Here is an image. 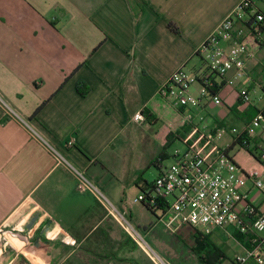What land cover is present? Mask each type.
<instances>
[{"label": "crops", "instance_id": "0c3cea01", "mask_svg": "<svg viewBox=\"0 0 264 264\" xmlns=\"http://www.w3.org/2000/svg\"><path fill=\"white\" fill-rule=\"evenodd\" d=\"M260 1L256 9L264 12ZM239 2L0 0V264H134L146 258L94 193L77 190L71 167L125 210L122 188L105 189L106 180L117 169L123 175V157L135 142L145 144V166L157 167L169 157L174 134L203 109H228L244 128L263 113L264 43L246 27L248 19L235 21L231 38L220 40L226 53L240 44L250 51L242 55L244 76L234 85L228 81L235 70L219 77L196 54ZM180 67L212 75L221 104L203 99L198 108H177L162 99L158 89ZM79 85L87 95L78 93ZM241 89L249 103L239 97ZM137 114L143 123L134 120ZM217 125L225 127L208 116L197 128L201 134ZM148 128L156 129L152 138ZM199 133L192 137L190 130L187 138L202 152L207 148L198 146ZM231 154L246 171L264 173L245 149L236 146ZM142 170L134 168L130 180L140 192L148 187L138 184ZM247 189L251 203L264 208L251 181ZM142 211L136 229L149 235L154 215ZM219 232L240 244L238 254L247 248ZM3 233L17 238L5 244Z\"/></svg>", "mask_w": 264, "mask_h": 264}, {"label": "built area", "instance_id": "2783aa9c", "mask_svg": "<svg viewBox=\"0 0 264 264\" xmlns=\"http://www.w3.org/2000/svg\"><path fill=\"white\" fill-rule=\"evenodd\" d=\"M257 1L240 0L232 13L197 50L210 73L225 77L229 71L235 70V76L228 81L229 85H234L238 78L244 76L242 55L250 56V51L248 47L240 44L237 49L226 53L220 46V40L231 38L235 21L254 17L257 40L264 43V12L256 9ZM195 86L198 87L197 91ZM213 88L214 80L209 74L198 75L180 67L158 89L157 94L177 108H198L203 99L220 105L221 99L213 92ZM239 97L244 103L250 101L247 89H241ZM140 117L142 116L138 114L134 120L139 122ZM185 123L190 124L189 121ZM195 130L199 133L198 128ZM243 131L247 133L249 140L257 137L258 131L264 133V114L258 113ZM219 134L220 132L214 135L211 131L203 134V147L207 148L213 137ZM258 152V162L264 169V146L258 145ZM171 159L172 163L168 167L163 165L162 159L158 161V176L152 186L144 189L135 202L156 206L163 215V219H158L159 223L170 232L189 225L200 231L220 230L227 238L236 239V235H243L249 245L242 254L234 258L233 263L264 264V208H258L251 203L247 189V184L251 181L253 189L264 197V173L246 171L237 163L234 155L227 153L226 148H216L207 156L193 145L184 152L176 150ZM71 168L77 177V190L94 193L105 205L108 214L119 223L152 264H171L145 241L125 215L83 173ZM5 234L3 233L5 244L10 243L9 236L17 238L14 233ZM70 243L73 244L74 241Z\"/></svg>", "mask_w": 264, "mask_h": 264}, {"label": "rangeland", "instance_id": "374dc122", "mask_svg": "<svg viewBox=\"0 0 264 264\" xmlns=\"http://www.w3.org/2000/svg\"><path fill=\"white\" fill-rule=\"evenodd\" d=\"M264 1V0H262ZM264 3L261 1L258 2V5H260L261 8H264ZM199 61V60H198ZM188 67V71H189ZM194 88H197L196 86ZM138 115V114H137ZM212 116L217 119H220L222 122H224L225 127H223L219 132L220 134L218 136H214L211 143L208 144L207 149L203 150L202 153L204 155H207L208 151H214L216 148L223 149L224 147L231 146L233 143V137L236 136L238 133L242 132L244 125L242 122H240L238 119H236L228 109H203L201 112H199L195 117L187 118L191 127L192 137L194 135H197L198 132L195 130L197 126L201 127L200 125H205L207 122V117ZM140 122L143 123L144 119L143 117H140ZM184 125H187L184 123ZM189 125V124H188ZM156 129L148 128V132L150 134V137L152 138L153 132H155ZM131 132V131H129ZM202 133L200 135L206 134ZM129 138H135V135L133 133H128ZM256 139L254 137L252 140ZM259 144L260 146H264V133L259 135ZM198 143V146H200L201 141H196ZM132 151L129 152L127 155L123 157L122 161V168L125 170L123 175L119 169L111 171L110 174H108V178L106 180V187L105 189L108 190H116L119 188H122L123 191V199L124 202H126L125 210L117 208L113 201L111 199H108L109 202L115 206L121 213L125 215V217L132 223V225L136 227V220L138 217V213H143V206L141 202H135V199L138 198L139 195H141L142 192L139 191L137 186L133 184L132 181V174L133 169H143L141 173H139V176H141L142 180L146 183H153L156 177L158 176L159 170L154 164H149L148 166H145L146 160H145V152H143L144 149H146L144 142L138 141L135 142L132 146ZM253 147V146H252ZM187 149V146L185 143H183L180 139L174 138L172 143L169 145V147L166 148V151L168 152L169 157L163 160V165L168 167L172 163L171 155L178 150L180 152H184ZM152 151V150H151ZM98 169V168H97ZM100 170V169H98ZM119 170V172H118ZM118 172V173H116ZM121 176V177H120ZM96 188L99 190V192L102 195H105L106 198L108 197L105 192L102 190V186H98L96 183ZM104 188V187H103ZM147 188V187H146ZM111 198V197H110ZM172 203V202H171ZM132 212L133 219L129 218V212ZM144 214V213H143ZM149 217L152 221V223L155 225V228L152 230L149 235L145 234L142 229H139L138 231L145 239L147 243L150 244V246L164 259H166L169 263L173 264L172 261H181L183 264H199L197 262V259L195 255L190 251V247L194 245V238H193V229L189 225H183L179 229H177L175 232L168 231L162 223L158 221V219H163V215L160 211H156V214L152 216L149 214ZM166 230H165V229ZM203 233L208 234L211 241L216 244L217 246L221 247L224 251L227 258L219 263V264H234V258L237 256L239 252H241L242 248L238 242H236L234 239L231 240H224L220 236L219 230H213V231H203ZM242 254V253H240ZM146 260L151 264V261L146 257Z\"/></svg>", "mask_w": 264, "mask_h": 264}, {"label": "trees", "instance_id": "16d2710c", "mask_svg": "<svg viewBox=\"0 0 264 264\" xmlns=\"http://www.w3.org/2000/svg\"><path fill=\"white\" fill-rule=\"evenodd\" d=\"M255 18L254 17H249L248 21L246 22V27L254 32V26H256V23L254 22ZM169 28L171 29L172 32L178 34L179 30L176 26H174L173 24H169L168 25ZM257 41V40H256ZM198 54V53H196ZM212 78V75H210ZM216 85L215 81H214V86ZM78 93L81 96H85L88 93V89L85 88V86L83 85H79L78 88ZM214 90V88H213ZM214 92V91H213ZM39 111V109L35 112V114H37V112ZM264 114V112H263ZM141 115L146 116L147 119H150L151 116L148 115L146 113L145 110L142 111ZM249 125V123H248ZM223 128V125H217L215 126L211 132L216 135L221 129ZM191 130V125H186V128L183 127L182 131H180L177 134H174V138H178L180 139L183 143H185V145L187 147H192L193 143L187 138L188 133ZM259 137H257L254 140H249L247 139V133L245 131L242 132V134L233 137V143L231 146H229L228 148H226L227 153H231L232 150L238 146L240 148L245 149L246 151H248L257 161L260 160V154L258 152V144H259ZM252 142L254 143L253 147H252ZM165 158V157H164ZM164 158L162 157L161 159L164 160ZM166 159V158H165ZM141 179V178H140ZM139 185H146L148 187L152 186V183H146L143 180H140V183H138ZM146 209H148L153 215L156 214V211H158V208H156V206H150L144 202L141 203ZM193 229V238H194V245L192 247H190V251L193 253V255H195L197 262L199 264H219L221 262H223L227 256L225 255L224 251L222 250L221 247L217 246L216 244H214L209 235L203 233L202 231L192 228ZM236 239L244 244L245 246H248V242L247 240H245V236L243 235H236ZM129 241L131 242V244L134 245V248L137 249L139 252L143 253L138 247L137 245L131 241V239H129ZM145 256V255H144ZM139 259V258H138ZM143 260L145 262L146 258L143 257ZM142 259H140L139 261L137 260H132V262L134 264H144ZM173 264H183L181 261H172ZM248 264H254L252 262H249Z\"/></svg>", "mask_w": 264, "mask_h": 264}, {"label": "water", "instance_id": "95a60500", "mask_svg": "<svg viewBox=\"0 0 264 264\" xmlns=\"http://www.w3.org/2000/svg\"><path fill=\"white\" fill-rule=\"evenodd\" d=\"M30 245H32V244H30Z\"/></svg>", "mask_w": 264, "mask_h": 264}]
</instances>
